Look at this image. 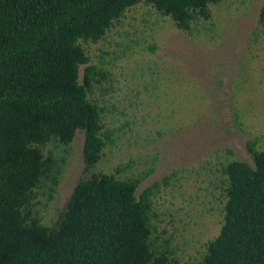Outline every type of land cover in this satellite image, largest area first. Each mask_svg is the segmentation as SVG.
<instances>
[{"label": "trees", "instance_id": "trees-1", "mask_svg": "<svg viewBox=\"0 0 264 264\" xmlns=\"http://www.w3.org/2000/svg\"><path fill=\"white\" fill-rule=\"evenodd\" d=\"M220 1L0 0V264H182L154 223L158 183L136 195L154 167L132 177L119 176L125 165L95 171L115 128L93 97L108 73L90 63L86 45L138 3L191 34ZM258 23L264 30V5ZM78 131L87 176L47 224L40 197L44 206L55 198ZM255 146L247 142L252 163L222 164L221 228L184 264H264V151Z\"/></svg>", "mask_w": 264, "mask_h": 264}, {"label": "rangeland", "instance_id": "rangeland-1", "mask_svg": "<svg viewBox=\"0 0 264 264\" xmlns=\"http://www.w3.org/2000/svg\"><path fill=\"white\" fill-rule=\"evenodd\" d=\"M263 5L264 0L210 4V18L187 34L138 3L103 39L86 45L90 63L108 73L94 84L93 97L104 108L105 124L115 128L95 171L115 173L125 165L119 176L132 177L154 167L136 195L158 183L154 223L182 264L199 260L221 228L222 164L252 163L249 140L264 151V30L258 23ZM82 146L78 131L55 198L44 206L40 197L47 224L87 176Z\"/></svg>", "mask_w": 264, "mask_h": 264}]
</instances>
